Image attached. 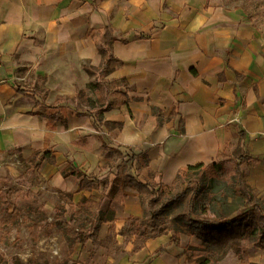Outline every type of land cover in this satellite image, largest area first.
I'll list each match as a JSON object with an SVG mask.
<instances>
[{
    "label": "crops",
    "instance_id": "0c3cea01",
    "mask_svg": "<svg viewBox=\"0 0 264 264\" xmlns=\"http://www.w3.org/2000/svg\"><path fill=\"white\" fill-rule=\"evenodd\" d=\"M106 29L114 38L102 45L112 58L99 52ZM102 58L114 65L108 77L124 83L116 85L123 103L95 107L102 110L96 128L73 100L90 81L83 64L92 68ZM17 86L38 90L47 104H65L47 113ZM103 140L139 154L126 175L162 188L188 166L217 163L239 146L244 184L264 203V27L209 0H0V155H37L49 191L115 212L96 242L77 244L71 264H201L185 252L198 243L172 241L171 232L133 251L135 235L124 238L121 229L143 206L128 185L121 201L108 197L103 183L115 168ZM82 174L99 181L81 188ZM243 258L227 252L216 264H264L263 252Z\"/></svg>",
    "mask_w": 264,
    "mask_h": 264
},
{
    "label": "trees",
    "instance_id": "16d2710c",
    "mask_svg": "<svg viewBox=\"0 0 264 264\" xmlns=\"http://www.w3.org/2000/svg\"><path fill=\"white\" fill-rule=\"evenodd\" d=\"M113 38L114 35L112 36L108 29L100 37L99 52L107 58L112 56L102 43ZM83 66L91 72L90 66L86 64ZM16 91L18 94L33 98L37 105L47 110V113L65 104L60 98L52 104H47L44 96L36 89L17 86ZM74 108L77 113H87L92 117L93 125L96 128L100 127L101 121L98 116L102 110ZM102 143L111 168H115V177L111 183L108 181L103 183L104 190L108 189V197L121 201L123 198L121 188L128 185L137 190L143 206L142 215L125 219L121 229L124 238L135 235L133 251L140 249L146 239L165 232H171L172 241H177L181 233L195 234L201 239V245H189L185 248V252L198 257L201 264H216L229 250H233L236 257L242 261L250 248L264 249V203L255 198L249 187L244 184L241 165L246 157L240 156L233 161L234 172L230 178L222 173L223 161H219V173L216 177H210L203 164L199 163L188 166L169 187L162 188L161 184L152 180L141 182L126 175V170L139 157V154L134 153L130 147L111 141L103 140ZM142 157L145 164L147 157L146 155ZM32 158L33 156L28 158L30 162ZM193 170L198 172L191 174ZM185 172L190 175L188 182L184 178L181 179ZM63 173L66 174L67 171ZM70 173L79 175L78 171L72 170ZM2 181L3 178L0 177V186ZM98 181L95 175L82 174L79 186L91 188ZM177 185L178 187L174 189ZM2 193L4 191L0 187V195ZM64 195L67 200L54 206L53 221L67 237L70 249L88 239L96 242L100 224L114 221L115 212L111 208L100 210L99 202L91 198L82 197L74 204L70 193ZM65 203H68V209L65 208ZM155 204L161 206V213L159 215L157 211H153L148 220L145 207ZM171 215L176 216L175 220L170 218ZM39 227L38 222L31 220L28 226L30 235L36 237Z\"/></svg>",
    "mask_w": 264,
    "mask_h": 264
},
{
    "label": "rangeland",
    "instance_id": "374dc122",
    "mask_svg": "<svg viewBox=\"0 0 264 264\" xmlns=\"http://www.w3.org/2000/svg\"><path fill=\"white\" fill-rule=\"evenodd\" d=\"M209 2L240 9L254 23L264 27V0H209ZM113 68L114 65H111L110 61L102 58L97 66L91 68L90 81L79 90L73 103L86 110L95 107L109 109L122 105L123 100L117 95L116 85L124 83L120 79L108 77ZM224 155L226 158L221 159L222 173L230 178L234 172L233 161L242 156L241 149L239 146L230 148ZM32 159L30 162L15 149L0 155V177L3 178L0 187L4 191L0 195V264H71L77 245L70 249L67 237L53 221L55 210L43 207L46 200L55 204L65 202L67 197L62 192L55 194L49 191V181L43 179L39 173L40 157L35 155ZM219 167V162L212 163L205 166V170L210 177H216ZM196 172L198 170H193L191 174ZM181 177L188 182L190 175L185 172ZM38 187L40 189H37ZM177 187L178 185L174 189ZM65 208L67 209L66 205ZM145 208L148 220L153 211H157L159 215L161 213L159 204ZM175 217L171 215L170 218L175 220ZM31 220L38 222L40 226L36 237L29 233L28 226ZM179 237H182L183 243L187 245L202 243L195 234L181 233ZM227 252L234 254L233 250ZM249 252L264 253L254 248H250Z\"/></svg>",
    "mask_w": 264,
    "mask_h": 264
}]
</instances>
